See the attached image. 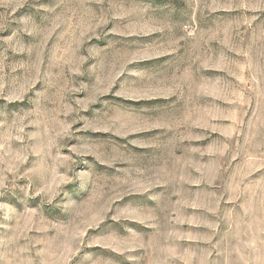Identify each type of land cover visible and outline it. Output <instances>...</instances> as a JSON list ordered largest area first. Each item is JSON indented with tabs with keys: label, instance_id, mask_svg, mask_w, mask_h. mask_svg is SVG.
Wrapping results in <instances>:
<instances>
[{
	"label": "rangeland",
	"instance_id": "rangeland-1",
	"mask_svg": "<svg viewBox=\"0 0 264 264\" xmlns=\"http://www.w3.org/2000/svg\"><path fill=\"white\" fill-rule=\"evenodd\" d=\"M0 264H264V0H0Z\"/></svg>",
	"mask_w": 264,
	"mask_h": 264
}]
</instances>
